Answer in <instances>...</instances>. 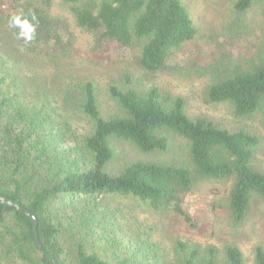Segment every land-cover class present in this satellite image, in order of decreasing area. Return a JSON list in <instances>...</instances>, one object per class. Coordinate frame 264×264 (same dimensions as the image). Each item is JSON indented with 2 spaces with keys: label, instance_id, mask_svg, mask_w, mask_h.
<instances>
[{
  "label": "trees",
  "instance_id": "obj_1",
  "mask_svg": "<svg viewBox=\"0 0 264 264\" xmlns=\"http://www.w3.org/2000/svg\"><path fill=\"white\" fill-rule=\"evenodd\" d=\"M62 1L69 5L77 26L94 35L97 45L138 43L139 64L146 71L163 69L172 51L197 35L183 0ZM256 1L234 0L233 8L242 15ZM52 3L21 2L14 11L32 10L37 15L36 38L27 46L18 40L30 50L46 45L64 48L63 22L52 14ZM8 79L0 70V196L36 216L42 249L58 264L126 263L123 259L111 262L85 246L94 223L91 204L99 197L138 198L154 210H171L189 223L193 220L184 209L185 196L205 179H233L228 204L237 223L245 219L254 198L264 201V173L252 166L258 137L204 118L192 120L182 97L162 95L156 87L140 93L112 83L108 94L117 112L105 116L93 81L83 83L81 90L68 86L64 100H74L89 126L79 146L61 149L65 132L55 129L62 130V126L43 115L42 108L25 103L18 90L7 89ZM207 95L212 102H232L238 116L254 113L264 100V61L212 83ZM172 134L189 141L193 167L137 160L118 173L106 170L114 158L112 138L152 153L166 151ZM73 232L84 235L70 253L64 238ZM199 254L197 248L190 251L181 264H217L214 248L207 249L203 263ZM225 255L227 264H243L237 246L229 245ZM16 259L25 264H51L39 253L31 217L0 200V264H13ZM256 264H264L262 248L256 251Z\"/></svg>",
  "mask_w": 264,
  "mask_h": 264
},
{
  "label": "rangeland",
  "instance_id": "obj_2",
  "mask_svg": "<svg viewBox=\"0 0 264 264\" xmlns=\"http://www.w3.org/2000/svg\"><path fill=\"white\" fill-rule=\"evenodd\" d=\"M27 1L41 2L0 0V70L9 78L7 89L18 90L25 103L42 108L43 115L62 126V130L55 129L65 132L61 149L79 146L89 126L74 100H64L68 86L81 90L83 83L93 81L105 116L117 112L108 94L110 84L133 87L140 93L156 87L162 95L182 97L192 120L204 118L257 136L252 166L264 173V100L254 113L238 116L232 102H212L207 95L212 83L264 61V0H257L242 15L234 10V0H183L197 35L173 50L165 67L156 72L140 66L138 43L130 47L115 42L97 45L92 33L77 26L69 5L62 0H53L51 12L63 22L64 48L46 45L28 49L8 27L9 16ZM111 146L114 158L106 169L109 173H118L137 160L193 167L190 143L177 134L170 136V145L163 152L145 153L132 142L117 138L111 139ZM232 185L233 179L196 183L184 203L193 223L171 210H154L131 196L99 197L91 204L94 223L85 236V246L111 262L123 259L125 264H181L196 248L203 263L212 247L217 264H227L226 248L234 245L242 252L243 264H256L257 249L264 250V201L254 198L245 219L237 223L228 204ZM83 235H66L64 242L70 253ZM13 264L25 263L16 259Z\"/></svg>",
  "mask_w": 264,
  "mask_h": 264
},
{
  "label": "clouds",
  "instance_id": "obj_3",
  "mask_svg": "<svg viewBox=\"0 0 264 264\" xmlns=\"http://www.w3.org/2000/svg\"><path fill=\"white\" fill-rule=\"evenodd\" d=\"M38 25L37 15L32 10L28 12L18 10L8 19V27L14 30L16 39L23 41L25 46L36 38Z\"/></svg>",
  "mask_w": 264,
  "mask_h": 264
},
{
  "label": "water",
  "instance_id": "obj_4",
  "mask_svg": "<svg viewBox=\"0 0 264 264\" xmlns=\"http://www.w3.org/2000/svg\"><path fill=\"white\" fill-rule=\"evenodd\" d=\"M0 200L5 203V204H8V205H11V206H14L16 207L18 210L24 212L25 214L29 215L31 217V219L33 220V226H34V235H35V240H36V243H37V246H38V249H39V253L40 255L45 258L48 262H50L51 264H58L56 261L52 260L51 258L47 257L42 249V244L39 240V237H38V220L36 218V216L34 214H32L31 212H29L28 209L18 205L17 203L11 201V200H8L2 196H0Z\"/></svg>",
  "mask_w": 264,
  "mask_h": 264
}]
</instances>
